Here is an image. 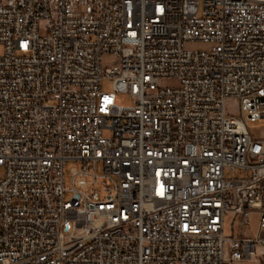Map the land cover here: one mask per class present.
Returning <instances> with one entry per match:
<instances>
[{
	"label": "built area",
	"instance_id": "built-area-1",
	"mask_svg": "<svg viewBox=\"0 0 264 264\" xmlns=\"http://www.w3.org/2000/svg\"><path fill=\"white\" fill-rule=\"evenodd\" d=\"M0 45V264H264V0H0Z\"/></svg>",
	"mask_w": 264,
	"mask_h": 264
},
{
	"label": "rangeland",
	"instance_id": "rangeland-1",
	"mask_svg": "<svg viewBox=\"0 0 264 264\" xmlns=\"http://www.w3.org/2000/svg\"><path fill=\"white\" fill-rule=\"evenodd\" d=\"M187 48L190 49H204L206 48V44L202 41H189L186 43ZM3 51V47L0 45V53ZM115 59L112 56H105L104 58V65L105 66H110L114 63ZM167 83L171 84L172 82L168 81ZM101 88L104 91H115L114 85H113V80L110 78H104L101 83ZM116 100L118 103L121 104H129L131 102V95L128 92H121V91H116ZM227 109L229 113L233 114H238L239 113V104L234 101V100H229L227 102ZM251 130L253 133L259 137H264V118L259 122V123H253L251 125ZM70 164L67 165V170L69 171ZM2 170L0 168V175L2 174ZM227 175L229 177H235L236 176H241L242 172L237 171L235 173L233 172H227ZM257 216L254 215L253 221H255ZM225 234L230 235L232 234L231 228H230V222H229V217L226 218L225 222V229H224ZM239 230L236 229L235 234H238Z\"/></svg>",
	"mask_w": 264,
	"mask_h": 264
},
{
	"label": "crops",
	"instance_id": "crops-1",
	"mask_svg": "<svg viewBox=\"0 0 264 264\" xmlns=\"http://www.w3.org/2000/svg\"><path fill=\"white\" fill-rule=\"evenodd\" d=\"M256 231H257V218H256L255 221H253V223H252V225H251V227H250V229H249V232H250V234H252V235L255 234ZM239 264H259V263L254 262V261H243V262H241V263H239Z\"/></svg>",
	"mask_w": 264,
	"mask_h": 264
}]
</instances>
